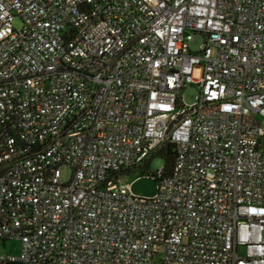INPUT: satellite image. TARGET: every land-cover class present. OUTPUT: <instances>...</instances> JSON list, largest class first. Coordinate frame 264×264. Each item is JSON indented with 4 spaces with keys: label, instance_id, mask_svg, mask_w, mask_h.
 <instances>
[{
    "label": "built area",
    "instance_id": "2783aa9c",
    "mask_svg": "<svg viewBox=\"0 0 264 264\" xmlns=\"http://www.w3.org/2000/svg\"><path fill=\"white\" fill-rule=\"evenodd\" d=\"M262 137L264 0H0V264H264Z\"/></svg>",
    "mask_w": 264,
    "mask_h": 264
},
{
    "label": "rangeland",
    "instance_id": "374dc122",
    "mask_svg": "<svg viewBox=\"0 0 264 264\" xmlns=\"http://www.w3.org/2000/svg\"><path fill=\"white\" fill-rule=\"evenodd\" d=\"M12 24L15 28L20 26V21L17 18L12 20ZM201 39L199 37H194V39L190 42L189 47L192 51H197L201 47ZM194 78L197 79V75L194 74ZM181 96L183 97V101L187 106L193 105L198 97V89L193 85L185 88L181 92ZM261 149L264 152V137L260 140ZM164 159L162 157H154L150 161L149 167L147 171L142 175L140 169L134 170L129 175L123 177V179L131 184V192L141 198H149L153 197L157 192L156 181L152 178L151 174L155 173V171L161 170L164 167ZM61 181L68 182L72 175V170L70 167H61L59 169ZM11 249L13 252L19 250L18 242H9L7 243L6 250ZM4 249L1 246V251Z\"/></svg>",
    "mask_w": 264,
    "mask_h": 264
},
{
    "label": "trees",
    "instance_id": "16d2710c",
    "mask_svg": "<svg viewBox=\"0 0 264 264\" xmlns=\"http://www.w3.org/2000/svg\"><path fill=\"white\" fill-rule=\"evenodd\" d=\"M176 155L175 145L170 142L159 144L150 154V156L136 169H140L142 175L147 171L150 161L154 157H162L164 159V167L162 168V175L168 176L172 171ZM153 178V176H152ZM154 179V178H153Z\"/></svg>",
    "mask_w": 264,
    "mask_h": 264
},
{
    "label": "crops",
    "instance_id": "0c3cea01",
    "mask_svg": "<svg viewBox=\"0 0 264 264\" xmlns=\"http://www.w3.org/2000/svg\"><path fill=\"white\" fill-rule=\"evenodd\" d=\"M261 146V145H260Z\"/></svg>",
    "mask_w": 264,
    "mask_h": 264
}]
</instances>
